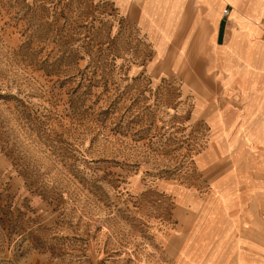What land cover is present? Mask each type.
<instances>
[{"label":"rangeland","instance_id":"1","mask_svg":"<svg viewBox=\"0 0 264 264\" xmlns=\"http://www.w3.org/2000/svg\"><path fill=\"white\" fill-rule=\"evenodd\" d=\"M124 21L105 0H0V264L10 244L44 264H172L167 184L204 181L219 82L188 90L190 60L148 58Z\"/></svg>","mask_w":264,"mask_h":264},{"label":"crops","instance_id":"2","mask_svg":"<svg viewBox=\"0 0 264 264\" xmlns=\"http://www.w3.org/2000/svg\"><path fill=\"white\" fill-rule=\"evenodd\" d=\"M105 1L144 37L148 58L190 60L200 82L188 90L219 82L209 136L194 158L204 181L167 184L174 196L162 239L168 262L264 264V0ZM20 251L10 244V264H44Z\"/></svg>","mask_w":264,"mask_h":264},{"label":"built area","instance_id":"3","mask_svg":"<svg viewBox=\"0 0 264 264\" xmlns=\"http://www.w3.org/2000/svg\"><path fill=\"white\" fill-rule=\"evenodd\" d=\"M228 12V9L227 8H224L223 9V13H227ZM263 29H264V23H263Z\"/></svg>","mask_w":264,"mask_h":264}]
</instances>
